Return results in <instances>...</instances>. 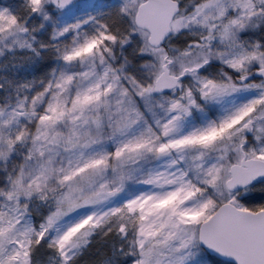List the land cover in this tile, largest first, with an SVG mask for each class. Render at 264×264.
I'll return each mask as SVG.
<instances>
[{
  "label": "snow or ice",
  "instance_id": "6c2138e0",
  "mask_svg": "<svg viewBox=\"0 0 264 264\" xmlns=\"http://www.w3.org/2000/svg\"><path fill=\"white\" fill-rule=\"evenodd\" d=\"M0 264H264V0H0Z\"/></svg>",
  "mask_w": 264,
  "mask_h": 264
}]
</instances>
